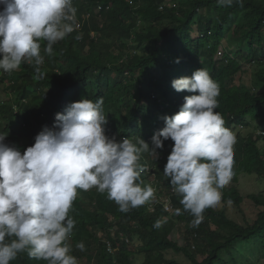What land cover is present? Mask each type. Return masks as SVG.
<instances>
[{"label": "trees", "instance_id": "trees-1", "mask_svg": "<svg viewBox=\"0 0 264 264\" xmlns=\"http://www.w3.org/2000/svg\"><path fill=\"white\" fill-rule=\"evenodd\" d=\"M81 1V14H92L82 30L54 44L52 56L44 52L46 42L41 46L43 79H37L27 63L21 64L18 73L0 70V86L8 98L0 100V119L17 121L12 134L10 127L5 128L14 143L25 140L27 130L19 122L26 117L50 120L70 102L101 98L108 137L117 141L128 137L133 143L140 138L151 147L152 135L164 127L161 117L175 114L182 106L171 81L182 74L191 77L199 68L219 84L216 111L225 127L233 131L247 122L264 123V0H242V4L234 0L231 6H219L216 0ZM222 42L224 53L216 60ZM243 66L254 69L250 86L234 84ZM172 97L178 99L176 103ZM260 138L257 128L246 136L237 134L234 175L221 189L222 207L205 209L198 227L192 225L193 217L183 211L180 197L163 173L173 144L170 139L157 149L156 159L149 153L140 155L139 164L149 168L140 175L141 186L151 183L155 189L144 205L125 213L95 188L78 189L69 212L76 221L68 240L70 254L78 264H182L165 258L168 251L182 254L186 264H261L264 195H247L258 209L253 220L245 218L240 224L227 213L230 202L239 206L244 200L237 187L240 177L253 175L264 183ZM165 200L173 206L171 212L165 210ZM157 221L159 228L153 226ZM80 242L84 251L76 247ZM108 244L113 253L108 252ZM10 264L46 261L22 252Z\"/></svg>", "mask_w": 264, "mask_h": 264}, {"label": "clouds", "instance_id": "clouds-1", "mask_svg": "<svg viewBox=\"0 0 264 264\" xmlns=\"http://www.w3.org/2000/svg\"><path fill=\"white\" fill-rule=\"evenodd\" d=\"M233 2L216 0L219 6ZM83 3L0 0V70L18 73L27 63L36 78L43 79L41 46L46 42L44 52L52 56L54 44L82 30L92 15L81 14ZM183 75L171 81L182 106L161 117L164 127L152 135L151 147L140 138L133 143L128 137H108L101 98L70 102L50 120L26 117L19 122L27 130L25 140L16 143L5 128L12 134L17 121L0 119V264H10L22 252L46 264H78L68 243L76 224L69 212L77 190L95 188L125 213L144 205L155 189L151 183L141 186L140 175L149 168L139 164L140 155L149 153L156 159L157 149L169 139L173 144L163 173L183 211L193 217L192 225H200L205 209L221 202V189L233 178L236 137L216 111L220 87L209 72L199 68L191 77ZM177 100L172 97L173 103ZM175 213L181 214V209ZM153 226L159 228L160 221ZM76 247L85 249L82 242Z\"/></svg>", "mask_w": 264, "mask_h": 264}, {"label": "rangeland", "instance_id": "rangeland-1", "mask_svg": "<svg viewBox=\"0 0 264 264\" xmlns=\"http://www.w3.org/2000/svg\"><path fill=\"white\" fill-rule=\"evenodd\" d=\"M223 46L221 47L222 49H218V52H221V55L224 53V42H222ZM224 48V49H223ZM221 55H216L215 59L220 60L222 58ZM243 73H239L237 76L234 78V84L239 85V84H245V85H252L254 81V69L253 68H248L247 66H243ZM178 76H176L174 79H177ZM169 82V81H168ZM167 82V86H169V83ZM170 88V86L168 87ZM173 91H176L173 89ZM179 93V92H178ZM0 98L2 101L6 100V92L0 89ZM115 108L110 109V112H112ZM5 124V122L3 123ZM16 127V124L14 125V128ZM29 127V126H28ZM13 128V129H14ZM257 128L258 134L261 135L259 143L257 142V145L261 146L264 149V123L260 121H256L254 123L247 122L246 125L235 128L232 132L237 136V134H241L242 136H246L247 134L255 131ZM150 182L154 183V178L150 177L148 179ZM154 186V185H152ZM238 190L240 191V194L243 196L244 200L239 206H235L231 202L229 203L228 206V216L235 220L236 222L242 224L244 222V219H249L253 220L255 219L256 213L258 209L253 205V203L247 198L248 194L252 193H259L261 192L264 195V183L257 181L255 176H242L239 178V182L237 184ZM215 207L220 208L222 207V203L220 202L218 205ZM152 209V208H151ZM178 227L180 225L176 224ZM174 239L176 241H179V238L177 237L176 233L173 234ZM135 245V244H134ZM133 247V245H131ZM165 258L167 259H173L176 260L180 263L186 264V259L182 254H175L172 251H168L165 253ZM138 262H140V259H138ZM261 264H264V259L261 261Z\"/></svg>", "mask_w": 264, "mask_h": 264}, {"label": "built area", "instance_id": "built-area-1", "mask_svg": "<svg viewBox=\"0 0 264 264\" xmlns=\"http://www.w3.org/2000/svg\"><path fill=\"white\" fill-rule=\"evenodd\" d=\"M218 55H221V52H219ZM164 207L167 212H171L173 210V206L167 200H165ZM108 252L113 253V249L110 244H108Z\"/></svg>", "mask_w": 264, "mask_h": 264}]
</instances>
